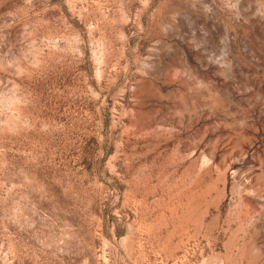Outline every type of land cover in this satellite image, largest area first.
<instances>
[{"label":"rangeland","instance_id":"374dc122","mask_svg":"<svg viewBox=\"0 0 264 264\" xmlns=\"http://www.w3.org/2000/svg\"><path fill=\"white\" fill-rule=\"evenodd\" d=\"M0 264H264V0H0Z\"/></svg>","mask_w":264,"mask_h":264}]
</instances>
